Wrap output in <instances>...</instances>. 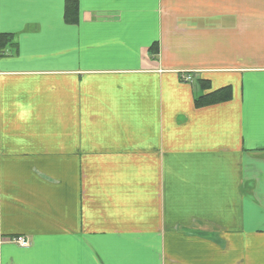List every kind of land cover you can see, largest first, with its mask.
<instances>
[{
	"label": "crops",
	"instance_id": "crops-1",
	"mask_svg": "<svg viewBox=\"0 0 264 264\" xmlns=\"http://www.w3.org/2000/svg\"><path fill=\"white\" fill-rule=\"evenodd\" d=\"M64 8L0 0V264H264V0Z\"/></svg>",
	"mask_w": 264,
	"mask_h": 264
},
{
	"label": "trees",
	"instance_id": "trees-1",
	"mask_svg": "<svg viewBox=\"0 0 264 264\" xmlns=\"http://www.w3.org/2000/svg\"><path fill=\"white\" fill-rule=\"evenodd\" d=\"M78 20V0H65L64 8V22L66 24H76ZM8 39L6 36H0V46L3 42ZM152 54H157V47L152 48ZM206 83L200 84V88L205 86ZM231 98V93L228 88L220 89L218 91L212 92L208 95L196 98L194 101L196 108L212 106L218 103L229 101Z\"/></svg>",
	"mask_w": 264,
	"mask_h": 264
},
{
	"label": "built area",
	"instance_id": "built-area-1",
	"mask_svg": "<svg viewBox=\"0 0 264 264\" xmlns=\"http://www.w3.org/2000/svg\"><path fill=\"white\" fill-rule=\"evenodd\" d=\"M182 80L184 82H188V83L193 81V79L190 76H183ZM7 241L11 242V243H14V244H16V245H18L20 247H23V248L29 246V242L26 239L20 238V237L14 238V239H9ZM3 243H4V240L2 238H0V245L3 244Z\"/></svg>",
	"mask_w": 264,
	"mask_h": 264
}]
</instances>
